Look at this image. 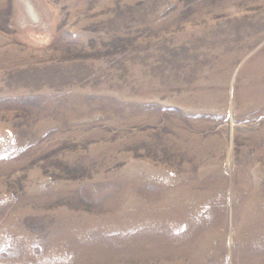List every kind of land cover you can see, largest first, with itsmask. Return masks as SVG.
<instances>
[{
    "label": "rangeland",
    "instance_id": "obj_1",
    "mask_svg": "<svg viewBox=\"0 0 264 264\" xmlns=\"http://www.w3.org/2000/svg\"><path fill=\"white\" fill-rule=\"evenodd\" d=\"M0 264H264V0H0Z\"/></svg>",
    "mask_w": 264,
    "mask_h": 264
}]
</instances>
